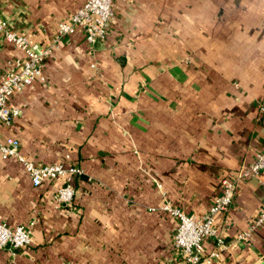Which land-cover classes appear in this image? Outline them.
I'll return each mask as SVG.
<instances>
[{"label":"crops","instance_id":"crops-1","mask_svg":"<svg viewBox=\"0 0 264 264\" xmlns=\"http://www.w3.org/2000/svg\"><path fill=\"white\" fill-rule=\"evenodd\" d=\"M84 1L0 0V19L45 43ZM113 11L94 57L76 31L43 60L45 80L9 98L22 111L0 138L82 175L62 207L61 179L33 186L16 157L0 158V223L31 225L0 264H173L178 222L160 208L203 214L264 145V0H114ZM22 58L0 31V73ZM262 207L259 181H241L215 222L225 247L200 264H264V226L250 229Z\"/></svg>","mask_w":264,"mask_h":264},{"label":"built area","instance_id":"built-area-1","mask_svg":"<svg viewBox=\"0 0 264 264\" xmlns=\"http://www.w3.org/2000/svg\"><path fill=\"white\" fill-rule=\"evenodd\" d=\"M114 0H85L66 19L58 22L56 31L45 43L31 42L24 35L10 29L8 24L0 19V31L6 42L23 52L22 59H15L12 65L0 73V123H8L21 114V108L9 104V98L22 91L36 80L44 81L42 64L62 38L79 31L84 34L90 47V56L94 57L95 44L105 36L110 22L114 18ZM91 68L96 63L91 62ZM264 121V106L261 107ZM14 156L22 163L28 172L33 186H39L46 180H62L57 187L54 199L62 207L71 205L75 196V180L82 175V169L76 165L64 163L35 164L19 152V141L15 138H0V158ZM264 145L254 160L242 166L234 175L222 177L220 192L210 203L208 209L201 215H189L182 209L165 203L160 209L177 219V228L173 238V247L178 255L173 264H200L202 261L211 263L218 258L219 251L225 247L224 238L216 228L218 214L226 212L234 199L236 186L244 180L256 179L262 188L263 207L250 225L254 230L264 226ZM31 225L18 224L13 228L0 223V249L8 247L15 251L30 243ZM249 236V232L238 234V240ZM212 238L216 249L203 256L204 241ZM264 248V244H263Z\"/></svg>","mask_w":264,"mask_h":264}]
</instances>
